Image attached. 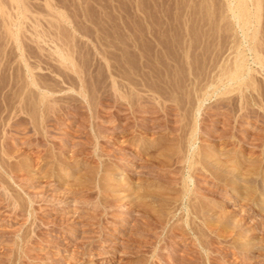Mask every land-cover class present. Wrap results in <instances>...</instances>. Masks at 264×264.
<instances>
[{
  "label": "rangeland",
  "instance_id": "rangeland-1",
  "mask_svg": "<svg viewBox=\"0 0 264 264\" xmlns=\"http://www.w3.org/2000/svg\"><path fill=\"white\" fill-rule=\"evenodd\" d=\"M0 264H264V0H0Z\"/></svg>",
  "mask_w": 264,
  "mask_h": 264
},
{
  "label": "bare ground",
  "instance_id": "bare-ground-1",
  "mask_svg": "<svg viewBox=\"0 0 264 264\" xmlns=\"http://www.w3.org/2000/svg\"><path fill=\"white\" fill-rule=\"evenodd\" d=\"M231 3H232V1H231ZM239 12L237 11V14H238ZM236 14V15H237ZM246 14V13H245ZM242 66V65H241ZM244 66H245V64H244ZM238 67V66H237ZM240 68V67H239ZM237 71V70H236ZM246 72V71H245ZM236 73V72H235ZM239 73V72H238ZM232 74V73H231ZM237 74V73H236ZM242 74V73H241ZM242 77V76H241ZM240 77V78H241ZM244 77V76H243ZM232 79H234V78H232ZM34 80V79H33ZM35 81V80H34ZM37 84V83H36ZM40 85V84H39ZM27 98H29V97H27ZM27 98H25L26 100H27ZM41 99V98H40ZM40 99H37V100H40ZM30 100V99H29ZM41 103V102H40ZM246 120V119H245ZM259 138V137H258ZM253 144V143H252ZM254 145V144H253ZM252 147V146H251ZM252 149V148H251ZM33 152V151H32ZM207 152H209V151H207ZM254 152V151H253ZM206 153V152H205ZM210 153V152H209ZM204 154V153H203ZM203 156V155H202ZM205 157V156H204ZM203 158V157H202ZM190 159V158H189ZM205 159V158H204ZM203 159V160H204ZM204 162H206V161H204ZM203 162V163H204ZM206 163H208V162H206ZM206 163H205V165H206ZM204 166V165H203ZM245 167V166H244ZM257 167V166H256ZM241 168V167H240ZM203 169H201V171H202ZM242 170V169H241ZM203 172V171H202ZM204 172H205V170H204ZM228 172V171H227ZM246 172V171H245ZM243 173V172H242ZM189 190V189H188ZM206 214V213H205ZM191 215V214H190ZM207 216V215H206ZM203 218H205V217H203ZM206 219V218H205ZM206 222V221H205ZM194 229V228H193ZM162 247V246H161ZM83 250V249H82ZM97 251V250H96ZM83 252V251H82ZM157 254H160V253H157ZM167 254V253H166ZM165 255V254H164ZM156 256V255H155ZM167 256V255H166ZM72 257V256H71ZM74 259V258H73ZM156 259V258H155ZM64 260V259H63ZM80 260V259H79ZM69 261V260H68Z\"/></svg>",
  "mask_w": 264,
  "mask_h": 264
}]
</instances>
